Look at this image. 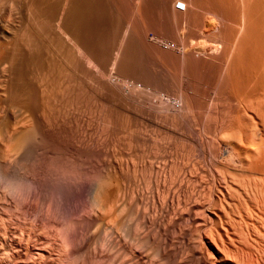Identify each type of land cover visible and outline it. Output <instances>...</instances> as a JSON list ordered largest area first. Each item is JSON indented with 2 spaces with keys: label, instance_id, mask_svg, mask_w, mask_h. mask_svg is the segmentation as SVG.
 I'll return each mask as SVG.
<instances>
[{
  "label": "bare ground",
  "instance_id": "1",
  "mask_svg": "<svg viewBox=\"0 0 264 264\" xmlns=\"http://www.w3.org/2000/svg\"><path fill=\"white\" fill-rule=\"evenodd\" d=\"M11 1L13 2V0H11ZM27 1L28 2H26V3L28 5V8H29V10H31V13H33V17H34L33 23H32L33 25L23 26V27L19 26L18 27V25H19L18 24V25H16L17 27L7 26L5 28L0 26V162L2 163L1 158L5 159L6 161L9 159V161H7V162L8 163L11 162V164H9V165H5L7 163V162H5L4 166H2L3 164H0V187H2L3 190L6 189V192L4 191L5 192L4 194H3L2 190L0 189L2 192V195L0 196L1 197L0 203L3 201V204L2 203L0 204V210H1V212H2V209L4 211H6V213H4V212H2V214L0 213V264H114V263H116V264H264V27H263L264 24H262L263 26L261 25V23H264V21H262L264 19H263V17L262 18L258 17L259 16L258 11H259L260 15H261V13H263L261 16H264V12H263L264 8H261L263 5L261 6V4H259L260 1L263 4L264 0H259L257 2H254V4H249L250 0L248 2H247V0L245 2H243L244 0L243 1L239 0L240 2H238L237 0H192V1L183 0V2L186 3L187 10L191 6V2H192L193 4H195L196 7H198L200 9L198 11L202 12L201 14L197 13L196 15L193 16V19H192L193 23L200 25L201 19H202L201 17L203 14H205L211 18V20H212L211 22H213V24L216 21L215 22L216 24L218 22L219 24H221L223 26L221 29H218L219 27L213 28L212 30H214V31L211 33L209 32V30H207L210 33L207 35L209 37H211L212 39H215L216 42L218 41V44H222L224 46L225 55L227 54L226 52H228L229 55L231 54L230 55L231 56L230 62L227 61L230 58L226 57L227 60L225 61V65H223V62L222 63L219 62V63H221L220 64L221 67L216 68V70L218 72L222 70L221 72L226 75V79L223 80L220 96L217 97L215 102L210 100V103H209L210 106L209 107L217 106L218 104H221L223 102V100L225 101L227 99L225 102L228 103V105L230 104V102L232 103V105L235 104V102H236V105H237V106L236 105L233 106L236 109H238L237 112L236 111L234 112L235 117L234 118L232 117L234 120L233 122L235 124L241 123V119H243V117H244L243 114H246V113H250V115H251V116H247V117H250L253 120L256 119L253 122L257 121V122L261 123V124H259V125H261V132L259 130L261 137L258 138L260 140V143H261L260 145L255 147L254 144H256L257 142L253 143V145L252 144L250 145V142L253 140V139H251V141L249 142V145H247V146L244 144L245 141L242 142L243 144L241 142H240L241 143L240 144V143H238V141H236V143H238L240 145H237V144L235 145L233 143L234 146H231L232 152H230V153H232V155L229 156V159L231 161H233L234 164L235 163L238 164V165L236 164V167L239 166V168L241 167L242 169L246 170L249 173V175H248L249 178H247V179H249V181L247 183L248 185L246 186V185H243L241 183L238 185V187L234 188L231 185V183L228 181L229 177L227 180V177L225 178L222 175L223 179H221V181H223V185L221 184V187L219 186L220 188H218V190H217L218 196H216V198L210 199L207 207L203 206V208H204L203 214L204 215H203V218L201 220V223H199L197 221L198 222L196 224V225H198L197 227L202 226V228L200 229L202 232L201 235L198 234L199 230L196 232V236L198 235L197 238H195L194 235L191 234L192 230H189V229H191V226H189L190 228L187 226V228H189L188 230L190 231V234L193 236V237L189 236V238L187 237L189 234L188 233L189 231L186 232V233H188L187 236L185 235L186 233L183 234V236L185 235L187 238H185V236L184 237L179 236L180 238H176V237H178L177 235H180L183 232H181V233L179 232L180 233L179 234L176 231L178 234L175 235L176 234L175 230H173L174 232H172V230H171V227L174 226L173 224L176 225V223H174L175 221L179 222V223H177L179 226L182 223L181 222V220H182L181 219L182 218L181 213L182 212H180V214H177V215H179V216H177V217H179L178 220L181 219L180 221L173 220V218L174 219L177 218L174 216V212H176L174 210L176 209L177 213H178V211H179L178 208H180V206H181L180 205V206H178V208H176L177 205H175V203L178 202L177 204H180L179 203L180 200L173 202V199L171 198L173 196L175 197L176 195H177V197H175L176 199L181 198V197L179 198V196H178V195H180L179 194V187L181 185H183V184H180L181 181L179 182V185L177 183L174 185L175 187L178 185V187H176V189H175L176 193H173V196L171 195L172 190L169 189L170 187L168 188L171 192L170 193L168 190V192L171 195V197L168 196V197H170L169 200H171L172 204L175 205V207L173 206L175 209L172 206H168L169 209L170 208L173 209V215H172L173 218H170L171 220H169V222L170 221L173 222V223L170 222L173 226L171 225V227H170L169 223L167 222V224H166V222H164V220H163L164 216L167 213L168 214L171 213V212H169L170 210L165 209L166 208L165 205L167 204L166 202H168V201L165 202V200H167L168 198L162 199L165 202V204L163 207H161V205H163L164 202H162L161 199H159L157 197L158 200H160L162 202V204H161V202H159L157 200V202L160 203L159 205L161 208L156 203L157 210H158V207L160 209H162V211L159 209V211L161 212L158 214L160 216V219H158L159 218L158 215H156L157 219H155L156 217L152 216V214H149L151 216V218L153 217L152 219L149 218V215H146L147 213L150 212V209H152V208H153L152 210L155 211V214H157L156 213L157 210H155L156 208L153 205V204H155V202H154L155 198L153 197L154 198V200L152 199L153 204H151V206L153 205L152 208H150V206L148 207L147 206L148 204L144 205L145 207L149 208V212H147V209L143 208L145 211L144 210H143V212H142V210H140V211L142 212V214L143 213H146V214L145 215L143 214V216L141 217L142 219L140 221L138 220L139 222L136 220V219L140 218V216H139L140 212L135 209V208H137L136 206H138V205H136L137 201L135 199L138 197H136L137 195L135 194L136 191H135L134 186L132 188V186H130V185H132L131 183H130V185L126 184L128 182V177L130 176L129 173L130 172H134V174L139 173V175L140 176L142 175V177H143V175H146L145 177H147V178H145V177L142 178L139 176V179L145 178L147 180V183H146V181L143 182L144 186H140V187H144V190L146 187L147 192L149 189L145 184H147L149 186V184L151 185L153 183V180H154V179L152 180L150 178H154V175H155L156 178H155L154 182H157L158 185H156V186L154 185V186L160 187L161 185H159V184L162 181H164L166 179L165 176H167V175H165L166 174L165 171H167L165 169H167V165H169L168 161L170 159L169 160H167L168 158L162 159L161 156H160L161 157V159H160L158 157V155L157 156L153 155V158L150 157L154 153H152L150 156H148L150 153L147 155V150L150 148L149 144L151 142L148 144L146 142L147 140L146 141H143V140L138 141L137 139H136L137 141H134L133 139H132L133 140L132 141L130 138H128V136H129L128 134H130V130H125V126H122V128L124 127V129H119L118 127L109 126L110 124L109 125L105 124V125H102V127L100 126L101 128H99L97 131V133H100V135H102V136L104 135V138L102 137V140L99 139L96 143H94L93 145L91 144V146H89V145H87L88 143L87 144L85 143L86 140H84V138H85V136L86 137H90V136L86 135V133H88V131L86 132L87 128L86 129L83 128L82 127L83 125L77 126V128L75 127V130H74L75 131L74 132L75 133V136H74L75 139L74 140L71 139L72 142H70L67 140L68 138L71 137L70 133H68V130L71 133L73 131H70L69 126L68 127L66 126L67 129H65L66 128L65 126H64V128H62V126H57V125H55V123L52 124L53 120L56 117L62 116L64 119V117L66 118V116L68 115L69 109L71 108V103H72L71 97H72L73 85L76 83L75 88H77V90H79V92H80L83 88V83L86 82L85 77L87 76L86 74L89 70L94 71L96 73L95 76L100 74L99 69H98L99 67H97L98 63H96L94 61L95 59H92L88 49H89L90 38H91L90 35L103 34V32L102 31H100V32L89 31L88 32V30H92V29L97 28V27H94V28L92 27V29H90V27L88 25H87L88 27H85L84 25L82 26V20H84L83 19L84 17L82 18V16H83L82 13L86 12L85 11L86 8L83 9V5H85V3H84L85 0H66L65 1L66 3L64 4V6H65L64 9L67 11L68 20L65 17L67 21L64 24V27H63L64 29H52L53 26H51L49 28L47 26L48 24L46 25L48 27L47 28L44 25L45 20L40 21L41 19H43V16H44V15L42 16L40 14V12L42 10V6L45 5L47 0H27ZM160 1L162 2V0H160ZM177 1H179V0H177ZM2 2H3V0H2ZM9 2H7V3H9ZM18 2H19V0H18ZM150 2L152 3L151 0H150ZM161 2L157 1L158 6H160L162 4ZM0 3H1V0H0ZM91 3H94V1ZM135 3H136V7L133 4H132V6H133V8L134 7L136 8L135 10L137 11V13L135 10L134 11L136 14H138L139 17L137 15H136L137 16L136 17L135 13H133L131 16V17H133V19L131 17L130 18L133 21H135L134 16H135V19L136 18L140 19L139 21L141 22V24L143 26L142 30H140V31L137 30V27H138L137 22H133L130 18L123 17L125 19L123 23L127 26H125V25L123 26L122 24H121L122 26L121 25L119 26L117 24L119 27V28L117 27V30H118L117 32L119 34L123 33V35L124 34L125 35L126 34L132 35V34H137L139 32L145 34L147 26H150L151 23H150V20H148V13H147L148 8H149L148 5L150 4L149 0H135ZM159 3H161V4L159 5ZM170 3H171V0H165V1H163V5H161L163 7L160 6L159 8H162V9L164 8V10H170L171 9L169 6ZM255 3L259 7L256 6ZM1 4H4V3H1ZM11 5H12V3H11ZM11 5L9 3V7ZM53 5H55V4H53ZM249 5L251 7H253V6H255V7L251 8ZM88 6H89V4H88ZM5 7H8V5ZM256 7H257V10L259 8H260V10H258V11L256 10L257 11L256 14L252 13V10L255 9ZM20 8H22V7H20ZM55 8L56 7L51 6L49 10L53 11V10H55ZM23 9H25V8L23 7ZM122 9L124 10V8H122ZM195 9H197V8H195ZM49 10H47V11H49ZM107 10H108V8H107ZM250 10H251V12H250ZM47 11H46V13H47ZM50 11H49V13H50ZM254 11L255 10H253V12ZM10 12H13V10ZM18 12H19V10H18ZM27 12H29V11H27ZM132 12H133V9H132ZM14 13H16V12H14ZM103 13H104V11H103ZM150 14H152V13L150 12ZM27 15H31V14H27ZM84 15H86V14H84ZM184 15L186 16V14H184ZM8 16H9V14H8ZM11 16H14V15H11ZM11 16H9V18H11ZM20 16H21V14H20ZM178 16L176 14V17H178ZM50 17H51V15H50ZM50 17H48V18H50ZM209 17H208V19H209ZM17 18H19V17H17ZM24 18H26V17H24ZM123 18H121V19H123ZM256 18L259 20H257ZM69 19H72V20H69ZM89 19H90V17H89ZM121 19H119V20H121ZM184 19H183V21H185ZM208 19H206V20H208ZM4 20H7V19L4 18ZM48 20H49V23H51L50 22L51 20L50 19H48ZM119 20H117V21H119ZM206 20H204V21H206ZM29 21H30V19H29ZM121 21H123V20H121ZM177 21H176V23H177ZM208 21H210V20H208ZM253 21H254V24H253ZM255 21H257V22L255 23ZM8 23H11V22H8ZM89 23H90V21L88 22V24ZM204 23H206V22H204ZM255 24H256V26H255ZM7 25H9V24H7ZM22 25H23V23H22ZM53 25H55V22ZM183 25L186 27L185 22ZM208 25H210V24H208ZM184 26L183 27L181 26V27L185 29ZM217 26L218 25H216V27ZM251 27H253V29ZM255 27H257L258 29ZM85 28H88V29H85ZM261 28L263 30H261ZM98 29H94V30L98 31ZM115 29H114V27L111 28L109 33L115 34V32H116ZM196 29H198V28H196ZM254 29H257V30H254ZM99 30H105V27L102 26V28H100ZM106 30H108V29L106 28ZM160 30H161V27H160ZM179 31H180V29H179ZM204 31H203V33H204ZM251 31H252V33H251ZM255 31L257 32L255 34H259L258 37H257V35L255 36V34H254ZM175 33H178L177 30ZM165 34H166V32H165ZM137 36H138V34H137ZM253 36L256 37V39H255L256 41L253 39L254 38ZM95 37H97V36H95ZM130 39H131V37H130ZM153 39H155V38H153ZM190 39L192 40V37H190ZM196 39H198V38H196ZM205 39H207V38H205ZM205 39L203 41V46H202V44L197 43L198 44L197 48H194V44H193L194 42L192 41L193 43H191L189 41V44L190 43L193 44L191 47H186V45H185L182 48L181 47L178 48L179 56L176 59L179 62H181L182 64L187 62L193 67L198 66V65H202L203 62H201V64H199L201 61L200 57L206 56L204 48H206L208 45L210 46V44H208V42L206 43ZM250 39H251V41H250ZM193 40H194V38H193ZM201 40H200V43H201ZM126 41H127V39H126ZM138 41L140 42V40H138ZM204 42L206 44L205 47H204V45H205ZM210 42H213V41H210ZM213 44L215 46V43H213ZM218 44H216V46ZM253 44H256V45H253ZM95 45H96V43H95ZM131 45H133V44L131 43ZM211 45H212V43H211ZM248 45L250 48H248ZM252 45L256 46V48L253 47ZM102 46L103 45L95 46L94 49H97V51L99 52L97 54L98 55L102 54V57H103V53L101 51L104 48ZM155 46L157 47V45H155ZM198 46H200V47H198ZM216 46H215V48H211V50L209 52L210 54L211 53H217V54L219 53L218 47L216 48ZM119 47L120 48L115 47V48H118V50H120L119 52L117 51L119 54L116 53L117 54V55L115 54L116 56L120 55V52H121V49L123 46H119ZM127 47H128V45H127ZM251 47L253 48V51L248 50V49H252ZM140 48H142V46ZM220 49H219V51H220ZM255 49H257V50H255ZM90 51H92V50H90ZM125 51H126V49H125ZM246 51H247V53H248V51H249V53L252 51L251 54H253V55L257 54L256 57L254 58V62L252 61L254 56L249 54L250 57L252 56V58H249ZM254 51H256V52L254 53ZM222 53H223V51H222ZM104 55H106V54L104 53ZM136 55H138V54H136ZM146 57H148V56L146 55ZM246 57L249 58L251 61L249 59L246 60L245 59ZM208 58H210V57H208ZM115 60H116V57L112 62V64H114V67L116 64ZM138 60H139V58H138ZM248 60L250 63L248 65H246L245 62ZM216 63H218V62H216ZM130 65H131V63H129L128 66H130ZM249 65H251V66L249 67ZM135 66H136V63H135ZM106 67H108V66H106ZM147 67H149V66L147 65ZM155 67H156V65H155ZM204 67H205V64H204ZM136 68H138V67H136ZM113 69L114 68H111L110 71L113 72ZM119 69H120V67H119ZM164 69H166V68H164ZM124 70H125V68H124ZM138 70H139V72H141L140 69H138ZM193 70H194L193 73L197 72V68L193 69ZM135 72L133 70V73H135ZM173 73H175V72H173ZM113 74H115V73H113ZM140 74H142V73H140ZM117 76H119V75H117ZM125 76H127V75H125ZM135 76H137L136 73H135ZM138 76H140V75H138ZM108 77H109L110 82L119 84L122 87L126 88L127 90H130V89L131 90H141V87L143 86L139 82H137V83L135 82L137 79H139V77L136 80L134 79L135 81L129 80L130 77H128V79L123 78V77L122 78L114 77L112 75H108ZM143 77H145V76L143 75ZM178 77H179V75H178ZM180 77H181V75H180ZM101 79H102V77H101ZM130 79H133V78H130ZM162 79H163V76H162ZM142 80H144V79H142ZM103 81H105V80H103ZM167 81H169V80H167ZM220 81H221V78H220ZM146 83H147V81H146ZM162 83H163V80H162ZM172 83H174V82H172ZM183 83H181V85ZM108 84L111 85V83H109V82H108ZM170 84H171V82H170ZM103 85H104V83H103ZM185 85H183V86H185ZM172 86H173V84H172ZM183 86H180V87L183 88ZM180 87L179 88L177 87V88L180 89ZM208 88H210V87H208ZM217 88H218V85H217ZM217 88L215 90H217ZM107 89H108V87H107ZM172 89H173V87H172ZM172 89L170 87V90H172ZM111 90H112V87H111ZM122 90H124V89L122 88ZM154 90H156V89H154ZM181 91H183V90H181ZM124 93H125V91H124ZM227 93L229 95H227ZM133 94H135V93H133ZM178 95H179L178 100L175 99V102L173 103V106L175 109L173 111L175 113L177 111L178 112L182 111L184 114V112H185V111H183L184 106H185L184 110L192 111V112L194 110L193 104H195V108H197V102L199 100L197 101L195 94L193 92L189 95L188 94H185V95L178 94ZM74 96H76V95H74ZM121 96H123V95H121ZM132 96H136V95H132ZM143 96H145V95H143ZM172 96H174V95H172ZM210 96H211V94H210ZM226 96H228V97L226 99H224ZM231 96L234 99H232ZM159 97H160V95H159ZM126 98L128 100V97H126ZM203 98H205V97H203ZM208 98H209V96H208ZM228 98H229V100H228ZM150 99L151 98H149V100ZM157 99L160 101V100L164 99V97L162 99H161V97L160 98L157 97ZM211 99L213 100V98H211ZM231 99L235 102L233 103V101H231ZM77 100H78V98H77ZM134 100H133V102H138V101H134ZM153 102H154V98H153ZM224 103H222L221 105L224 106ZM226 103H225V105H226L225 107L228 106ZM72 105L74 106V104H72ZM158 105L154 104V106H157V107H158ZM159 106H161V105H159ZM163 106H164V104H163ZM228 107H229V109L227 108V110H230L231 108L233 109L232 106L231 107L228 106ZM152 109H153V107H152ZM158 109H160V107H158L156 110H158ZM162 110L158 113L163 112ZM167 110L169 111V108ZM98 111H100V109ZM132 111H134V110H132ZM164 111H166V110H164ZM178 112H177V115H178L177 117H179ZM182 112L180 115H182ZM208 112L209 111H207V113ZM168 113H170V112H168ZM200 113H201V110H200ZM104 114H105V111H104ZM166 114H167V112L164 113V115H166ZM171 114L173 115V112H171ZM72 115H73V113H72ZM151 115H154V114H151ZM161 115L164 117L163 114H161ZM174 115L176 116V114H174ZM126 117H128V116H126ZM131 117H133V115ZM166 117H168V116H166ZM186 117H187V115H186ZM193 117H195V116H193ZM111 118H112V116H111ZM146 118H147V116H146ZM154 118L155 117H153V119ZM127 119H129V118H127ZM135 119H136V117H135ZM164 119H166V118H164ZM174 119H175L174 123H176V127H178L177 123L179 121H177L178 119H176V118H174ZM151 120H152V118H151ZM191 120H193V119L191 118ZM160 121H161V119L159 118L158 122H160ZM164 121H161V122H163V123L167 122V120H166V122H164ZM227 121H228V119H227ZM250 121H252V120H250ZM103 122L104 121H102V123ZM142 122L143 121H141V123ZM169 122L167 123L168 125H169ZM220 122H222V120H220ZM118 123H119V121H118ZM193 124H195V123L193 122ZM254 124L255 123H253L252 127L254 126ZM59 125H61V124H59ZM221 125H224V124L222 123ZM153 126H155V125H153ZM153 126H152V128H154ZM189 126H191V125H189ZM235 126L236 125L232 124L231 128H236ZM145 127H147V126H145ZM169 127H172L171 124ZM176 127L174 129H178ZM255 127L256 126H254V128ZM127 128H128V126H127ZM137 128L135 129V131H133L131 129L132 132H137V131L139 132V130ZM258 128H259V126H258ZM236 129H238V128H236ZM236 129H235V131H236ZM253 129L251 128L250 130L253 131ZM256 129H257V127H256ZM257 130H256V133L258 132ZM173 131L174 130H172V132ZM235 131H234L233 135L238 133V132L235 133ZM141 132H143V131H141ZM167 132H169V131H167ZM145 133H144V135H145ZM154 133H155V131H154ZM221 133H222V131H221ZM232 133L233 132L231 131V134ZM121 134H124V135L126 134L125 136H127V139L123 138L124 140L123 139L121 140V139H119V137H117L118 139L116 138V136H121ZM156 134H158V133L156 132ZM37 135L39 136V138L41 137L42 140L44 141V143L42 142L44 145L42 147H40L41 148V152H40L41 158L43 160L42 163L44 165L40 167V169H42V170H38V172L42 171L40 173L41 175H39L40 177L37 178L38 175L35 173L37 175V177L34 178V177L30 176L31 170L29 172L30 174L27 172V171H29V169H28L29 166L27 167V169H28L26 171L27 173L24 174V171H25L24 169L26 166L24 167V169H23V167H20L23 169V171L19 172L20 169L19 170H17V169L19 168L20 165L23 166L24 164L23 165L22 164L14 165L13 163H17L18 161H20L19 158H25V160H26L27 159L26 157H29L30 153H28V151H29L28 146L32 143L31 141L34 140V138L38 137ZM105 135H114L116 139L113 137L114 139L111 140V138H112L111 136H110L111 137L110 139H107V137ZM124 135H122V136H124ZM223 135H225V134H223ZM146 136H149V133ZM154 136H157V135H154ZM172 136L173 135H171L170 137H172ZM221 136L222 135L220 134V137H218V138L224 137V136H222V137ZM226 136H228V135H226ZM226 136H225V138H226ZM252 136H253V134H252ZM259 136L254 134V137H259ZM72 137H73V135H72ZM97 137L99 138V135ZM238 137L239 136H237V138ZM144 138H145V136H144ZM225 138L223 140H226ZM229 138L230 137H228L227 139H229ZM245 138H247V137H245ZM245 138L242 137L243 140ZM161 139H162V137L160 138V140ZM212 139H214V138H212ZM230 139H232V138H230ZM242 139H241V141H243ZM152 140H154V138ZM173 140L174 139H172V141ZM259 140H257V141H259ZM156 141H158V139H156L155 142ZM216 141H218V140H216ZM38 142H39V140H38ZM162 142H166V141H162ZM178 142H180V141H178ZM178 142H176V143H178ZM212 143H217V142H212ZM223 143H225V141ZM155 144H157V143H155ZM165 144H167V142ZM257 144H259V143H257ZM152 145H153V143H152ZM221 145H222V143H221ZM227 145L229 146L230 144H227ZM252 146H254V147H252ZM154 147H156V146H154ZM154 147H152V148H154ZM223 147H221V149H223ZM248 147H249V149H248ZM166 148H164L163 150H165ZM176 148H178V147H176ZM226 148H227V146H226ZM251 148H253V149H251ZM201 149H203V148H201ZM89 150H92L93 152L95 151L98 154L97 155L98 157H96L95 160L92 158L93 160H91V161H93V162H91V164H90L92 167V171L89 170L90 173H87L88 176H86V178H82V176H85V175L75 176L77 174H74L72 176V175H70L71 173L67 175L68 172H66V175L64 174L65 172L61 173V175H59L60 173H58V175H57L56 174L57 169H56V173L54 171H51V172L55 173V174L52 173L53 175H51L49 173V171L47 170V168H49L48 167L49 165L48 166L46 165V161L49 159V157L55 158L57 156L56 157V158H58L57 161L61 160L62 158L66 159L68 161L70 159L82 160V158H84L86 155H89V153L87 154V152ZM141 150H143V151H141ZM199 150H200V148H198V152H199ZM31 151L32 150H30V152ZM221 151L220 152L218 151L219 154L222 153L224 150L222 152ZM151 152H153V151H151ZM158 152H160V151H158ZM26 153H28V156H26L27 155ZM161 153H163V152H161ZM164 153H165V151H164ZM227 153H229V152H227ZM194 154H196V153H194ZM199 154H197L198 157H199ZM36 155H37V153H36ZM53 155H55V156H53ZM166 155H168V154H166ZM180 155L182 156V154H180ZM58 156L61 159H59ZM155 157H158V158H155ZM165 157H168V156H165ZM165 157H163V158H165ZM200 157H202V156H200ZM222 157H224V156L222 155ZM15 158L18 161H16ZM88 158L86 157L87 160H88ZM183 158H185V157H183ZM192 158H195V156ZM212 158H213V155H212ZM212 158H211V160H213ZM86 159H84V160H86ZM215 159H216V157H215ZM222 159L223 158H221V160ZM229 159H227V160H229ZM23 160H22V162H23ZM77 160H75V161H77ZM161 160H162V162H161ZM175 160H176V162L172 161L173 162L172 165L174 164L175 173L176 172H177V174L179 173V176L176 174L178 176V177L176 176L177 177L176 179L174 176H172V177H173V179L176 180V182H178L180 180L179 177H180V171L182 169V166L180 169V165H179L180 161H177L178 160L177 158ZM221 160L220 161L217 160L218 161L217 163H219V164L222 163ZM50 161L52 163V160H50ZM70 161H69V163H70V167H71L72 165H74L73 164L74 162H72V165H71ZM63 162H61V165ZM65 162H67V161H65ZM78 162L80 163V161H78ZM208 162H209V160H208ZM191 163H192V161H191ZM198 163L200 164V162H198ZM212 163H214V161ZM223 163H225V161ZM170 164H171V162H170ZM188 164L189 163H187V165ZM194 164H195V162H194ZM234 164H232V165H234ZM61 165L59 167L63 168ZM75 165H77V164H75ZM30 166H31V164H30ZM63 166L65 168L68 167L70 169L69 165H67V164L63 165ZM228 166H229V164H228ZM78 167L79 166H77V168ZM202 167H201V170H202ZM31 168H32V166H31ZM65 168H64V170H65ZM86 168H88V167H86ZM189 168H191V167H189ZM194 168H195V165L193 167V170H194ZM170 169H171V167L169 168V170ZM208 169H210V168L208 167ZM229 169H231V168H229ZM182 170H184V169H182ZM188 170H190V169H188ZM236 170H238V169L236 168ZM222 171L223 170H221V172H220L218 169V172L222 173ZM228 171H231V170H228ZM238 171H240V170H238ZM33 172H35V171H33ZM70 172H72V170ZM185 172H186V170H185ZM218 172L216 171L215 173H218ZM232 172H234V171H232ZM247 172H245V173H247ZM75 173H77V172H75ZM78 173H81V171ZM171 173H169V175ZM212 173H214V172H212ZM62 174H63V176H62ZM136 176H135V178H136ZM202 176L204 177V175H202ZM218 176H220V174ZM246 176H247V174H246ZM148 177L150 179L149 181H148ZM236 177L237 176H235V178ZM213 178H215V177L213 176ZM238 178H237V180H238ZM142 179L140 180V182L142 181ZM177 179H179V180L177 181ZM202 179H204V178H202ZM151 180H152V183H148ZM170 181H171V185H173L175 183L174 180H170ZM172 181L174 183H172ZM230 181L232 182V180H230ZM240 181H243V180H240ZM133 183L135 184V182H133ZM164 183H166V182L164 181ZM164 183L162 182L163 185H164ZM189 184H191V183H189ZM194 184H192V185H194ZM217 184H219V183H217ZM138 185H140L139 182H138ZM152 185L150 187H153ZM163 185L161 187H163ZM126 186H130L132 188L131 189L129 187V190L131 192L129 190L128 191L126 190L128 188ZM164 187H166V185ZM172 187L173 186H171V189L174 188V187L173 188ZM198 187H200V186H198ZM136 189L138 192V188H136ZM151 189L152 188H150V190ZM157 189H159V188H157ZM195 189H196V187H195ZM260 189H261V192H260L261 193L260 194L261 202L258 203V200H257V203H258L257 204L256 201L254 200L256 205L253 204L254 202L251 204V202L249 200L250 196L252 197V195H255V194H253V192L258 191ZM166 190L164 192H166ZM177 190H178V193H177ZM141 191L143 192V190H141ZM141 191H140V193H141ZM157 191H156V193H157ZM159 191H161V193H162L163 189H160ZM159 191L157 193L158 194L157 196L160 195ZM190 191L192 192V190H190ZM164 192H163V194H164ZM126 193H130V196H128L129 194L127 195ZM152 193H153V191H152ZM169 193H167L166 196ZM180 193H181V191H180ZM133 194L136 195V196L134 195L136 198L133 196ZM138 194H139V192H138ZM143 194L141 196H144V199H145L146 193L143 192ZM210 194H211V192H210ZM212 194H214V193L212 192ZM126 195L128 196V198L132 197L131 198L132 200H130V198L129 199L126 198L127 197ZM209 195H208V198H209ZM141 196H139L140 197L139 200L141 199V201H142L143 197L141 198ZM84 197L86 198L85 199L86 202H85V200L84 201L82 200V202L81 201L79 202L78 198L84 199ZM198 197H196V198H198ZM201 197L203 198V196H201ZM211 197H213V196H211ZM133 198H135V199H133ZM164 198H165V196H164ZM175 198H174V200H175ZM188 198H189V195H188ZM75 199H78V201ZM258 199H259V197H258ZM134 200L136 201V203L134 202ZM188 200H186V201H188ZM194 200L196 201L197 199H194ZM149 201H151V200H149ZM171 201H169V202H171ZM190 201L188 203H190ZM169 202H168V204H169ZM180 202H182V201H180ZM133 203H135L136 206ZM195 203H194V205H195ZM203 205H204V203H203ZM168 207H167V209H168ZM163 208H164V210H163ZM181 208H183V207H181ZM187 208H189V207H187ZM137 209L139 210L140 207ZM152 210H151V212H152ZM135 212L136 213L139 212L137 214L138 216L136 214H134ZM200 212H202V211H200ZM164 213H165V215H164ZM186 213L188 214V212H186ZM133 214L135 216H137L138 218L135 216L133 217ZM153 215H154V212H153ZM169 216L171 217V214ZM131 217H133L134 219L136 218L135 221L132 218L133 222L137 221L135 226L139 225L145 231L144 232L142 230L141 236L138 233L141 231L140 230L141 228H139L138 226L135 228L133 226L134 223L131 221ZM167 217H168V215H167ZM194 219H195V217H194ZM165 220H166V216H165ZM166 221H168V219ZM192 223H194V222H192ZM130 224L135 229L133 227L131 228ZM199 224H201V225L199 226ZM167 226H169L168 229H167ZM176 227H175V229H176ZM183 227H185V226L183 225ZM97 228H98V232H100L99 229H102V232H103V230H105V232L103 233V237H104V235L107 234V231H108V233H110L112 231L111 233L114 234L115 228H116V230L122 229L123 231L122 232L117 231L118 232L117 234H119L121 232L122 234H124L125 237L127 236L126 232L131 233V234H133V233H135V234L138 233V234L137 235L134 234L136 237L135 236L131 237L133 235H131V236L128 235L131 238H129V237L125 238L121 234H120L121 236H119L115 233L114 235H116V236H114L113 234L110 233L111 236L109 235L108 236L109 238H107V239H105L106 237H104V240H103V237L100 235H97V237L99 236V238H96L93 236V235L98 233V232H96ZM129 228L132 230L133 229L136 230V232L134 230L130 232ZM187 228H185V229L183 228V231L184 230L186 231ZM92 229H95L96 233ZM128 229H129V231H128ZM180 229H182L181 226L179 227L178 231H180ZM90 230H91V232H90ZM146 231H147V233H146ZM167 231H170L172 234L168 235ZM92 232H93V235H92ZM102 232H100V234ZM123 232H125V233H123ZM142 233H143V235H142ZM144 233H146V234H144ZM173 233H174L175 237L173 236ZM88 234L89 235L91 234V236H93V237H90ZM100 237L103 240L102 241L103 245L102 244L101 245L103 246V249L104 248H106V249H104V251H102V247L100 245L99 247L101 248V250H99V252H97L98 250L92 251L91 248L93 245H94L93 247H96V245L97 246L99 245L98 243L101 241ZM128 238L131 240H129ZM249 240L252 243L249 242ZM92 242H94V244L92 246H90V244H92ZM99 247H98V249H99ZM88 248L92 252H90L88 250ZM96 249L97 248H95L94 250H96ZM100 251H102V252H100Z\"/></svg>",
  "mask_w": 264,
  "mask_h": 264
},
{
  "label": "rangeland",
  "instance_id": "2",
  "mask_svg": "<svg viewBox=\"0 0 264 264\" xmlns=\"http://www.w3.org/2000/svg\"><path fill=\"white\" fill-rule=\"evenodd\" d=\"M10 1V2H9ZM21 1V2H20ZM25 3H24V2ZM53 1V2H52ZM66 0H47V2L45 3V5L44 6H42V10H41V12H40V14L43 16V19H41L40 21H44L45 20V23H44V25H45V27H51V26H53L52 27V29H64L63 27H64V24H65V22L68 20V18H67V11L64 9V4L66 3L65 2ZM134 1V2H133ZM132 1V4L133 5H135V7H136V3H135V0H133ZM157 1L158 2H161L160 0H156V1H153L152 0V3L150 2V0H149V8H148V20H150V26H147V28H146V31H145V34L144 33H137L138 34V36H137V34H124L123 35V33H121V34H119L117 31V27H118V25L120 26L121 24L124 26L125 24L123 23L124 22V18L123 19H121V20H123V21H121L122 23H120V24H118L116 27H114V29H115V34H112V33H107V32H103V34H93V35H90L91 36V38H90V44H89V49H88V51H89V53H90V55H91V57H92V59H95L94 61L96 62V63H98V65H97V67H99L98 69H99V75H96L95 76V72L94 71H92V70H89L88 72H87V76L85 77L86 79H85V81L86 82H84L83 83V88H82V90L79 92V90H77V88H75V86H76V83L73 85V91H72V103H71V108L69 109V113H68V115L66 116V118L64 117V119H63V117L61 116V117H56L54 120H53V122H52V124H54L55 123V125H57V126H62V128H64V126L66 127H68L69 126V129H70V131H73L72 133L71 132H69V130H68V133H70V136L72 137V135H73V137L71 138H68L67 140L68 141H70V142H72V140L71 139H75L74 138V136H75V127L77 128V126H82L83 128H87V130H86V132L88 131V133H86V135L87 136H90V137H86L85 136V138H84V140H86L85 141V143L87 144V145H89V146H91V144L93 145L94 143H96L99 139L100 140H102V137L104 138V135L102 136V135H100V133H97V131H98V129L99 128H101L102 127V125H105V124H107V125H109V126H112V127H118L119 129H124V127L122 128V126H125V130H130V134H128L129 136H128V138H130L131 140L133 139L134 141H146L149 145H150V148L147 150V155L148 156H150L152 153H154V154H152L150 157H152L153 158V155L154 156H157L158 155V157L161 159V157H162V159H167V160H169L168 161V164L169 165H167V169H165V170H167V171H165L166 172V174L165 175H167V176H165L166 177V179L164 180L166 183H164V181H162L163 183H164V185L162 184V182L159 184V185H163V187H155L156 185H158L157 184V182H154V180H155V178H156V176L154 175V178H150V179H154L153 180V183H152V180L150 181V182H148V183H152L151 185L153 186V187H150L151 185L149 184V186L147 185V184H145L147 187H148V192H147V189H146V187H145V190H144V187H140V186H144L143 185V182H145L146 181V183H147V180L145 179V178H147V177H145L146 175H143V177H145L144 179H142L143 177H142V175L140 176L139 175V173H135L134 174V172H130L129 173V177H128V182L126 183L127 185L129 184L130 185V183L132 184V185H130V186H132V188H133V186H134V188H135V191H136V195L135 194H133V196L135 195L136 197H138V198H136L135 196V198H133V199H135L136 201H137V203H136V201L134 200V202L136 203V205H138V206H136L135 205V203H133L137 208H139L140 207V209L138 210L137 208H135L137 211H139L140 212V214H139V216H140V218L139 219H136L137 221L139 220H141L142 218V216H143V214L145 215L146 213H143L142 214V212H143V210L144 209H147V212H149V206H150V208H152V206L154 205V207L156 208H154L155 210H157V207H156V203L159 205L160 203L159 202H164L162 199H166V198H168L167 200H165V202L166 201H171V200H169V198L171 197V195L173 196V193H176L175 191V189H176V187H178V185H179V182L181 181V183L180 184H183V185H181L180 187H179V194L180 195H178L179 196V198L180 199H176L175 197H177V195L174 197H171L172 199H173V202H175V201H182V202H180L179 201V203L180 204H177V203H175V205H177L176 206V208H178V206H180V208H178V213H177V210L174 208L175 207V205L174 204H172V201L171 202H169V204H168V202H166L167 204L165 205L166 206V210H170L169 212H171V213H167L166 215H165V213H164V215L166 216V220L168 219V221H166L165 220V216H164V218H163V220H164V222H166V224H167V222L169 223V226L171 227V223H173L172 221H170L169 222V220H171L170 218H173V209L172 208H170L169 209V207L168 206H174L173 208L175 209L174 211H176V212H174V216L175 217H177V216H179V215H177V214H180V212H182L181 214V219H179L178 220V218L179 217H177L176 219H174L173 218V220H177V221H180L181 220V228L182 229H180V231H178L179 230V225L177 224V223H179V222H174V223H176V225L175 224H173L175 227H176V229H175V227L173 228V227H171V230H172V232H174L173 230H175V235H177L179 232L181 233V232H183L182 234H180V235H177L178 237H176V238H180L179 236H183V234H185L186 232H188L189 230H192L191 232V234L192 235H194V237L195 238H197V236H196V232L199 230V232H198V234L199 235H201V228H202V226H200L201 224H199V226L200 227H197L198 225H196L198 222L199 223H201V220H202V218H203V206L205 207H207V205H208V202H209V200L210 199H212V198H216V196H218V192H217V190H218V188H220L221 187V184L223 185V181H221V179H223V177H227V180H228V177H229V182L231 183V185L234 187V188H236V187H238V185L239 184H243V185H248L247 183H248V181H249V179H247V178H249L248 177V175H249V173L246 171V170H244V169H242L241 167L239 168V166H237L236 167V164L237 163H235L234 164V162L233 161H231L230 159H229V156H231L232 155V153H230V152H232V147L231 146H234V144L236 145H240L242 142H244V144L247 146V145H249V142L251 141V139H253L251 142H250V145L252 144L253 145V143H255V142H257V143H259V144H254V146L255 147H257L258 145H260L261 143H260V140L258 139V138H260L261 137V134L259 133V130H260V132H261V125H259V124H261L260 122H253L254 120H256V119H251L250 117H247V116H251L250 115V113H246V114H243V119H241V123H234L233 121V118L235 117V111L237 112L238 111V109H236L235 107H233L234 105H236V102L235 101H233L232 99H234L232 96V99H231V101H233V103L235 102V104H233L232 105V103L230 102V104L228 105V103H226L225 101L227 100L226 98L228 97V96H226L224 99H226L225 101L223 100V102L222 103H226L228 106H232L233 107V109L231 108L230 110H227V108L229 109V107L227 106V107H225L226 105H225V103H224V106L223 105H221V104H218L217 106H212V107H209L210 105H209V103H210V100L211 101H216V99H217V97L218 96H220V93H221V88H222V83H223V80L224 79H226V75L224 74V73H222L221 71H217L216 70V68H218V67H221V63L223 62V65H225V61L227 60L226 59V57L228 58H230L231 56V54L229 55V53L228 52H226L227 54L225 55V48H224V46L222 45V44H218V41L216 42V40L215 39H212L211 37H209L207 34H210L211 32H213L214 30H212L213 28H218V29H221L223 26L221 25V24H219L218 22H217V24L214 22V24H213V22H211L212 20H211V18L208 16V15H205V14H203L202 15V19H201V23H200V25L199 24H195V23H193V21H192V19H193V16L194 15H196L197 13L198 14H201L202 12L201 11H198V10H200L198 7H196L195 6V4H193L192 2H191V6L189 7V9L187 10V11H185V13L184 12H177V10H175L174 9V4H175V2H177V0H171V3H170V10H164V8L162 9V8H159L161 5H163V1H165V0H162V4L161 3H159V5L160 6H158V3H157ZM180 1V0H179ZM181 1H183V0H181ZM189 1H192V0H189ZM238 2H240L239 0H237ZM243 1V0H242ZM246 0H244L243 2H245ZM249 0H247V2H248ZM257 1H259V0H250L249 1V4H254V2H257ZM7 2H9L10 3V5H11V3H12V7L10 6L9 7V3H7ZM15 2V3H14ZM20 2V3H19ZM19 2H18V0L16 1V0H13V2L11 1V0H3V2H2V0H1V3H4V4H1L0 3V26L1 27H3V28H5V27H7V26H15V27H17L16 25H18V27L20 26V27H23V26H31V25H33L32 23H33V13H31V10H29V8H28V5H27V3L26 2H28L27 0H19ZM23 2V3H22ZM55 2V3H54ZM252 2V3H251ZM23 5H22V4ZM48 3V4H47ZM15 4V5H14ZM20 4V5H19ZM50 4V5H49ZM53 4H55V5H53ZM153 4V5H152ZM256 4V3H255ZM259 4H261V8H264V2H263V4L261 3V1H260V3ZM7 6L8 5V7H5V6ZM25 5V6H24ZM57 5V6H56ZM63 5V6H62ZM152 5V6H151ZM51 6H54V7H56L55 8V10H53V11H50L49 9H50V7ZM250 6V5H249ZM256 6H258L257 4H256ZM18 9H17V8ZM20 7H22V8H20ZM23 7L25 8V9H23ZM132 8L133 9V12L132 13H135V9L136 8ZM161 7H163V6H161ZM251 7V6H250ZM253 7H255V6H253ZM253 7H251V8H253ZM259 7V6H258ZM20 8V9H19ZM157 8V9H156ZM195 8H197V9H195ZM3 9V10H2ZM10 9V10H9ZM44 9V10H43ZM9 10V11H8ZM13 10V12H10V11H12ZM17 10V11H16ZM18 10H19V12H18ZM47 10H49L50 11V13H49V11H47ZM61 10V11H60ZM135 10V11H134ZM164 10V11H163ZM173 10V11H172ZM253 10H257V7L255 8V9H253ZM253 10H252V13H257V11L258 10H260V8L255 12H253ZM23 11V12H22ZM27 11H29V12H27ZM46 11H47V13H46ZM59 11V12H58ZM170 11V12H169ZM176 11V12H175ZM14 12H16V13H14ZM27 12V13H26ZM58 12V13H57ZM150 12L152 13V14H150ZM173 12V13H172ZM187 12V13H186ZM250 12H251V10H250ZM264 12V11H263ZM13 13V14H12ZM24 13V14H23ZM49 13V14H48ZM136 13H137V11H136ZM135 13V16L137 15L138 16V14H136ZM179 13V14H178ZM6 16H5V15ZM8 14H9V16H11V15H14V16H11V18H9V16H8ZM18 14V15H17ZM20 14H21V16H20ZM26 14V15H25ZM27 14H31V15H27ZM46 14V15H45ZM176 14H177V16L178 17H176ZM184 14H186V16L184 15ZM263 13H261V15H262ZM17 15V16H16ZM50 15H51V17H50ZM60 15V16H59ZM161 15V16H160ZM175 17H173V16ZM258 17L260 18H262L263 17V19H264V16H261L260 14H259V11H258ZM3 16V17H2ZM16 16V17H15ZM54 16V17H53ZM58 16V17H57ZM135 16H134V20L135 21H133L132 19H133V17H129L133 22H137V30L138 31H140V30H142V28H143V26H142V24H141V22L139 21L140 19H138V18H136L135 19ZM136 16V17H137ZM183 16V17H182ZM17 17H19V18H17ZM24 17H26V18H24ZM32 17V18H31ZM45 17V18H44ZM48 17H50V18H48ZM67 18V20H66V18ZM139 17V16H138ZM189 17V18H188ZM208 17H209V19H208ZM257 17V18H258ZM3 18V19H2ZM4 18L5 19H7V20H4ZM14 18V19H13ZM119 18V17H118ZM118 18L116 19V21L118 20ZM167 18V19H166ZM185 20V21H183V19ZM187 18V19H186ZM256 18V19H257ZM18 19V20H17ZM24 19V20H23ZM29 19H30V21H29ZM48 19H50L51 21V23H49V20ZM56 19V20H55ZM60 19V20H59ZM159 19V20H158ZM161 19V20H160ZM206 19H208V20H210V21H208V20H206ZM254 19V18H253ZM255 19V20H256ZM10 20V21H9ZM14 20V21H13ZM23 20V21H22ZM27 20V21H26ZM48 20V21H47ZM69 20H72V19H69ZM178 20V21H177ZM182 20V21H181ZM204 20H206V21H204ZM257 20H259V19H257ZM4 21V22H3ZM16 21V22H15ZM19 21V22H18ZM25 21V22H24ZM29 21V22H28ZM152 21V22H151ZM176 21H177V23H176ZM180 21V22H179ZM187 21V22H186ZM262 21H264V20H262ZM8 22H11V23H8ZM21 22V23H20ZM48 22V23H47ZM54 22H55V25H53L54 24ZM57 22V23H56ZM127 22V21H126ZM179 22V23H178ZM183 22V23H182ZM184 22H185V25H186V27L183 25L184 24ZM204 22H206V23H204ZM257 21H255V23H256ZM259 22V21H258ZM4 23V24H3ZM6 23V24H5ZM16 23V24H15ZM22 23H23V25H22ZM29 23V24H28ZM31 23V24H30ZM60 23V24H59ZM155 23V24H154ZM157 23V24H156ZM7 24H9V25H7ZM21 24V25H20ZM48 24V25H47ZM50 24V25H49ZM62 24V25H61ZM175 24V25H174ZM182 24V25H181ZM205 24V25H204ZM208 24H210V25H208ZM213 24V25H212ZM253 24H254V21H253ZM262 24H264V23H261V25ZM47 25V26H46ZM121 25V26H122ZM130 25V24H129ZM178 25V26H177ZM216 25H218L217 27H216ZM125 26H127V25H125ZM166 26V27H165ZM180 26V27H179ZM184 26L185 27V29L184 28H182V27ZM205 26V27H204ZM211 26V27H210ZM255 26H256V24H255ZM263 26V25H262ZM47 27V28H48ZM56 27V28H55ZM151 27V28H150ZM160 27H161V30H160ZM204 27V28H203ZM258 27V26H257ZM257 27H255V28H257ZM264 27V26H263ZM262 27V28H263ZM106 28L107 27H105V30H106ZM113 28V27H112ZM119 28V27H118ZM176 28V29H175ZM192 28V29H191ZM196 28H198V29H196ZM252 29H253V27H251ZM261 28V30H263ZM80 29V28H79ZM85 29H88V28H85ZM94 29H98V28H94ZM107 29H110V28H107ZM126 29V28H125ZM179 29H180V31H179ZM184 29V30H183ZM205 31H204V30ZM251 29V30H252ZM258 29V28H257ZM257 29H254V30H257ZM113 30V29H112ZM176 30H177V32L178 33H175L176 32ZM198 30V31H197ZM207 30H209V32L207 31ZM212 30V31H211ZM202 33H200V32ZM203 31H204V33H203ZM165 32H166V34H165ZM168 32V33H167ZM180 32V33H179ZM114 33V32H113ZM161 33V34H160ZM200 33V34H199ZM251 33H252V31H251ZM255 33H257L256 31L254 32V34ZM147 35V36H146ZM192 35V36H191ZM203 35V36H202ZM257 35V37H258V35L259 34H255V36ZM95 36H97V37H95ZM136 36V37H135ZM156 36V37H155ZM249 36V35H248ZM255 36H253L252 38L255 40L256 39V37ZM130 37H131V39H130ZM140 37V38H139ZM146 37V38H145ZM164 37V38H163ZM190 37H192V40L190 39ZM202 37V38H201ZM123 38V39H122ZM138 38V39H137ZM153 38H155V39H153ZM193 38H194V40H193ZM196 38H198V39H196ZM205 38H207V39H205ZM98 39V40H97ZM117 39V40H116ZM125 39V40H124ZM126 39H127V41H126ZM159 39V40H158ZM190 39V40H189ZM201 40V43H200V40ZM204 39H205V41H206V43L208 42V44H210V46L208 45L206 48H204L205 49V55L206 56H203V57H200V63L199 64H201V62H203V64L202 65H198V66H195V67H193V66H191L189 63H181V62H179L176 58L179 56V50H178V48H182L183 46H185L186 45V47H191L193 44H194V48H197V43H199V44H202V46H203V41H204ZM260 39V38H259ZM93 40V41H92ZM132 40V41H131ZM137 42H136V41ZM138 40H140V42L138 41ZM147 40V41H146ZM197 40V41H196ZM253 40V41H254ZM258 40V39H257ZM160 41V42H159ZM180 41V42H179ZM189 41L191 42V43H193V44H189ZM193 41V42H192ZM210 41H213V42H210ZM250 41H251V39H250ZM252 41V42H253ZM256 41V40H255ZM100 42V43H99ZM113 42V43H112ZM129 42V43H128ZM134 42V43H133ZM196 42V43H195ZM258 42V41H257ZM256 42V43H257ZM260 42V41H259ZM95 43H96V45H95ZM98 43V44H97ZM110 43V44H109ZM131 43L133 44V45H131ZM162 43H171L172 45H171V48H168V49H166L163 45H162ZM183 43V44H182ZM211 43H212V45H211ZM213 43H215V46H216V44H218L217 46H216V48L218 47V54L217 53H209L210 52V50H211V48H215V46H214V44ZM123 44V45H122ZM139 44V45H138ZM182 44V45H181ZM196 44V45H195ZM204 44H205V42H204ZM258 44V43H257ZM101 45H103L102 47L104 48V49H102V53H103V57H102V54H100V55H98L97 53H99L98 51H97V49H94V47L95 46H101ZM127 45H128V47H127ZM155 45H157V47L155 46ZM190 45V46H189ZM221 47H220V46ZM251 45V44H250ZM253 45H256V44H253ZM252 45V46H253ZM107 46V47H106ZM118 47V48H120L119 46H123L122 47V49H121V52H120V55H118V56H116L117 54H119L118 52L120 51V50H118V48H115V47ZM125 46V47H124ZM133 46V47H132ZM138 46V47H137ZM142 46V48H140ZM196 46V47H195ZM201 46V45H200ZM200 46H198V47H200ZM206 46V44L204 45V47ZM214 46V47H213ZM91 47V48H90ZM111 47V48H110ZM114 47V48H113ZM132 47V48H131ZM159 47V48H158ZM174 47V48H173ZM209 47V48H208ZM253 47H255L256 48V46H253ZM144 48V49H143ZM173 48V49H172ZM221 48V49H220ZM223 48V49H222ZM248 48H250L249 47V45H248ZM252 48V47H251ZM125 49H126V51H125ZM129 49V50H128ZM165 49V50H164ZM219 49H220V51H219ZM90 50H92V51H90ZM107 50V51H106ZM136 50V51H135ZM141 50V51H140ZM164 52H162V51ZM177 50V51H176ZM249 51L250 50H252L253 51V48L252 49H248ZM255 50H257V49H255ZM97 51V52H96ZM118 51V52H117ZM150 51V52H149ZM156 51V52H155ZM208 51V52H207ZM222 51H223V53H222ZM249 51H248V53H247V51H246V53H247V55L249 56V54L250 55H252V56H254L253 57V59H252V61L254 62V58L256 57V55L257 54H251L252 53V51L249 53ZM129 52V53H128ZM256 51H254V53H255ZM258 52V51H257ZM104 53L106 54V55H104ZM117 53V54H116ZM128 53V54H127ZM116 54V55H115ZM136 54H138V55H136ZM143 54V55H142ZM162 54V55H161ZM178 54V55H177ZM216 54V55H215ZM97 55V56H96ZM146 55L148 56V57H146ZM168 55V56H167ZM208 55V56H207ZM210 55V56H209ZM126 56V57H125ZM130 56V57H129ZM216 56V57H215ZM252 56L250 57L249 56V58H252ZM115 57H116V64H115V67H114V64H112V62H113V60L115 59ZM118 57V58H117ZM155 57V58H154ZM173 57V58H172ZM205 57V58H204ZM208 57H210V58H208ZM213 57V58H212ZM218 57V58H217ZM225 57V58H224ZM106 58V59H105ZM114 58V59H113ZM138 58H139V60H138ZM249 58H245L246 60L247 59H249ZM97 59V60H96ZM100 59V60H99ZM104 59V60H103ZM118 59V60H117ZM154 59V60H153ZM159 59V60H158ZM166 59V60H165ZM206 59V60H205ZM218 59V60H217ZM109 60V61H108ZM131 60V61H130ZM150 60V61H149ZM250 60V59H249ZM249 60L248 61H246L245 63H246V65H248L250 62H249ZM139 61V62H138ZM178 61V62H177ZM221 62V63H216V62ZM227 61H231V58L229 59V60H227ZM251 61V60H250ZM108 62V63H107ZM119 62V63H118ZM131 63V65L130 66H128L129 65V63ZM166 62V63H165ZM215 62V63H214ZM252 62V63H253ZM127 63V64H126ZM135 63H136V66H135ZM139 63V64H138ZM146 63V64H145ZM149 63V64H148ZM103 64V65H102ZM112 64V65H111ZM163 64V65H162ZM169 64V65H168ZM204 64H205V67H204ZM218 64V65H217ZM142 65V66H141ZM147 65L149 66V67H147ZM155 65H156V67H155ZM106 66H108V67H106ZM134 66V67H133ZM140 66V67H139ZM170 66V67H169ZM251 65H249V67H250ZM101 67V68H100ZM119 67H120V69H119ZM133 69H132V68ZM136 67H138V68H136ZM142 67V68H141ZM168 67V68H167ZM192 67V68H191ZM247 67V66H246ZM106 68V69H105ZM111 68H114L113 69V72L112 71H110V69ZM124 68H125V70H124ZM146 68V69H145ZM164 68H166V69H164ZM182 68V69H181ZM186 68V69H185ZM197 68V72H195V73H193L194 72V70L193 69H196ZM136 69V70H135ZM138 69H140V71L141 72H139V70ZM148 69V70H147ZM181 69V70H180ZM202 69V70H201ZM215 69V70H214ZM117 70V71H116ZM120 70V71H119ZM133 70H134V72L136 73V75L137 76H135V73H133ZM204 70V71H203ZM106 71V72H105ZM116 71V72H115ZM119 71V72H118ZM126 73H125V72ZM145 71V72H144ZM155 71V72H154ZM166 71V72H165ZM182 73H181V72ZM147 72V73H146ZM151 72V73H150ZM171 72V73H170ZM173 72H175V73H173ZM185 72V73H184ZM109 73V74H108ZM113 73H115V74H113ZM119 73V74H118ZM140 73H142V74H140ZM162 73V74H161ZM166 73V74H165ZM202 73V74H201ZM154 74V75H153ZM177 76H176V75ZM108 75H112V76H114V77H120V78H126V79H128V77H130V78H133V79H130L129 78V80H136L138 77H139V79H137L135 82L137 83V82H139L140 84H142L143 86L141 87V90H127L126 88H124V87H122L121 85H119V84H116V83H112V82H110L109 81V77H108ZM117 75H119V76H117ZM122 75V76H121ZM124 75V76H123ZM125 75H127V76H125ZM138 75H140V76H138ZM143 75L145 76V77H143ZM158 75V76H157ZM178 75H179V77H178ZM180 75H181V77H180ZM91 76V77H90ZM93 76V77H92ZM154 76V77H153ZM162 76H163V79H162ZM174 76V77H173ZM222 76V77H221ZM100 77V78H99ZM101 77H102V79H101ZM153 77V78H152ZM177 77V78H176ZM88 78V79H87ZM149 78V79H148ZM167 78V79H166ZM170 78V79H169ZM181 78V79H180ZM220 78H221V81H220ZM108 79V80H107ZM142 79H144V80H142ZM146 79V80H145ZM148 79V80H147ZM160 79V80H159ZM176 79V80H175ZM185 81H184V80ZM92 80V81H91ZM103 80H105V81H103ZM150 80V81H149ZM153 80V81H152ZM162 80H163V83H162ZM167 80H169L170 82H171V84H170V82L169 81H167ZM182 82H181V81ZM89 81V82H88ZM97 81V82H96ZM146 81H147V83H146ZM156 81V82H155ZM93 82V83H92ZM107 82V83H106ZM108 82L109 83H111V85L110 84H108ZM166 82V83H165ZM172 82H174V83H172ZM184 82V83H183ZM191 82V83H190ZM220 82V83H219ZM103 83H104V85H103ZM150 83V84H149ZM181 83H183L182 85H181ZM163 84V85H162ZM171 86H170V85ZM172 84H173V86H172ZM186 84V85H185ZM114 85V86H113ZM157 85V86H156ZM177 85V86H176ZM183 85H185V86H183ZM209 85V86H208ZM217 85H218V88H217ZM121 86V87H120ZM165 86V87H164ZM175 86V87H174ZM180 86H183V88L182 87H180ZM194 86V87H193ZM103 87V88H102ZM107 87H108V89H107ZM111 87H112V90H111ZM114 87V88H113ZM119 87V88H118ZM134 87V86H133ZM136 87V86H135ZM156 87V88H155ZM161 87V88H160ZM170 87H171V89H172V87H173V89L172 90H170ZM180 87V89H178V88ZM208 87H210V88H208ZM212 87V88H211ZM116 88V89H115ZM122 88L124 89V90H122ZM130 88V87H129ZM169 88V89H168ZM182 88V89H181ZM187 88V89H186ZM217 88V90H215ZM148 89V90H147ZM154 89H156V90H154ZM162 89V90H161ZM219 89V90H218ZM176 90V91H175ZM178 90V91H177ZM181 90H183V91H181ZM186 90V91H185ZM215 90V91H214ZM124 91H125V93H124ZM130 91V92H129ZM175 91V92H174ZM180 91V92H179ZM188 91V92H187ZM206 91V92H205ZM212 93H211V92ZM76 92V93H75ZM121 94H120V93ZM138 92V93H137ZM161 92V93H160ZM169 92V93H168ZM194 93L195 94V97H196V99H197V101L199 102H197V108H195V104H193V106H194V110H193V112L192 111H186V110H184L185 109V106H184V109H183V111H185L184 112V114H183V112L182 111H177L178 113H179V117H177L178 115H177V112L175 113L173 110H175L174 109V106H173V103L175 102V99L176 100H178V98H179V95L178 94H183V95H185V94H191V93ZM205 92V93H204ZM74 93V94H73ZM78 93V94H77ZM119 93V94H118ZM123 93V94H122ZM128 93V94H127ZM133 93H135V94H133ZM160 93V94H159ZM199 93V94H198ZM211 94V96H210V94ZM217 93V94H216ZM125 94V95H124ZM138 94V95H137ZM171 94V95H170ZM177 94V95H176ZM215 94V95H214ZM74 95H76V96H74ZM112 95V96H111ZM121 95H123V96H121ZM132 95H136V96H132ZM143 95H145V96H143ZM148 95V96H147ZM159 95H160V97H161V99L164 97V99H162V100H158L157 99V97L158 98H160L159 97ZM172 95H174V96H172ZM197 95V96H196ZM213 95V96H212ZM217 95V96H216ZM227 95H229L228 93H227ZM131 96V97H130ZM153 96V97H152ZM157 96V97H156ZM202 96V97H201ZM208 96H209V98H208ZM76 97V98H75ZM114 97V98H113ZM116 97V98H115ZM126 97H128V100H127V98ZM130 97V98H129ZM198 97V98H197ZM203 97H205V98H203ZM77 98H78V100H77ZM133 98V99H132ZM138 98V99H137ZM149 98H151L150 100H149ZM153 98H154V102H153ZM211 98H213V100L211 99ZM131 99V100H130ZM135 99V100H134ZM147 99V100H146ZM75 100V101H74ZM77 100V101H76ZM113 100V101H112ZM120 100V101H119ZM133 100L134 101H138V102H133ZM143 100V101H142ZM171 100V101H170ZM228 100H229V98H228ZM129 101V102H128ZM209 101V102H208ZM74 102V103H73ZM113 102V103H112ZM146 102V103H145ZM153 102V103H152ZM150 103V104H149ZM166 103V104H165ZM169 103V104H168ZM72 104H74V106L72 105ZM116 104V105H115ZM118 104V105H117ZM153 104V105H152ZM154 104L156 105H161V106H159L158 105V107H160V109H158V110H156L158 107L157 106H154ZM163 104H164V106H163ZM168 104V105H167ZM78 105V106H77ZM134 105V106H133ZM137 105V106H136ZM146 105V106H145ZM152 105V106H151ZM131 106V107H130ZM139 106V107H138ZM219 106V107H218ZM237 106V105H236ZM74 107V108H73ZM139 109H138V108ZM152 107H153V109H152ZM155 107V108H154ZM169 108V111L167 110L168 108ZM173 107V108H172ZM201 107V108H200ZM106 108V109H105ZM117 108V109H116ZM121 108V109H120ZM126 108V109H125ZM136 108V109H135ZM141 108V109H140ZM151 108V109H150ZM164 108V109H163ZM100 109V111H98ZM113 109V110H112ZM149 109V110H148ZM163 109V110H162ZM222 109V110H221ZM236 109V110H235ZM122 110V111H121ZM130 110V111H129ZM132 110H134V111H132ZM138 110V111H137ZM144 110V111H143ZM156 110V111H155ZM163 111V112H161V113H158V112H160V111ZM164 110H166V111H164ZM200 110H201V113H200ZM215 110V111H214ZM75 111V112H74ZM104 111H105V114H104ZM207 111H209L208 113H207ZM99 112V113H98ZM103 112V113H102ZM112 112V113H111ZM124 112V113H123ZM131 112V113H130ZM141 112V113H140ZM167 112V114L166 115H164V113H166ZM168 112H170V113H168ZM171 112H173V115L174 114H176V116L174 115H172L171 114ZM181 112H182V115H180L181 114ZM192 112V113H191ZM196 114H195V113ZM220 112V113H219ZM72 113H73V115H72ZM101 113V114H100ZM120 113V114H119ZM191 113V114H190ZM110 116H109V115ZM142 114V115H141ZM150 114V115H149ZM151 114H154V115H151ZM159 116H158V115ZM161 114H163L164 115V117L161 115ZM187 115V117H186V115ZM195 114V115H194ZM237 114V113H236ZM248 114V115H247ZM104 117H103V116ZM117 115V116H116ZM133 115V117H131ZM137 115V116H136ZM161 115V116H160ZM192 115V116H191ZM222 115V116H221ZM225 115V116H224ZM99 118H98V117ZM106 116V117H105ZM111 116H112V118H111ZM125 116V117H124ZM126 116H128V117H126ZM146 116H147V118H146ZM151 116V117H150ZM166 116H168V117H166ZM171 116V117H170ZM193 116H195V117H193ZM231 116V117H230ZM81 117V118H80ZM104 119H103V118ZM135 117H136V119H135ZM138 117V118H137ZM143 117V118H142ZM153 117H155L154 119H153ZM170 117V118H169ZM193 119V120H191V118ZM233 117V118H232ZM74 118V119H73ZM103 120H102V119ZM111 118V119H110ZM127 118H129V119H127ZM131 118V119H130ZM134 118V119H133ZM151 118H152V120H151ZM159 118L161 119V121H164V122H166V120H167V122L166 123H163V122H158L159 121ZM164 118H166V119H164ZM169 118V119H168ZM174 118H176V119H178L177 121H179L178 123H177V126L178 127H176V123H174L175 122V119ZM79 119V120H78ZM109 119V120H108ZM147 121H146V120ZM164 119V120H163ZM173 119V120H172ZM226 119V120H225ZM227 119H228V121H227ZM56 120V121H55ZM75 120V121H74ZM78 120V121H77ZM100 120V121H99ZM112 120V121H111ZM126 120V121H125ZM140 120V121H139ZM158 120V121H157ZM170 122H169V121ZM220 120H222V122H220ZM250 120H252V121H250ZM58 121V122H57ZM64 121V122H63ZM102 121H104L103 123H102ZM106 121V122H105ZM111 121V122H110ZM118 121H119V123H118ZM133 121V122H132ZM138 121V122H137ZM141 121H143L142 123H141ZM150 121V122H149ZM152 121V122H151ZM173 121V122H172ZM176 121V122H177ZM226 121V122H225ZM231 121V122H230ZM249 121V122H248ZM100 124H99V123ZM131 122V123H130ZM137 122V123H136ZM169 122V125L167 124ZM193 122L195 123V124H193ZM252 122V123H251ZM102 123V124H101ZM115 123V124H114ZM133 123V124H132ZM137 125H136V124ZM182 123V124H181ZM192 123V124H191ZM224 124V125H221V124ZM227 125H226V124ZM231 123V124H230ZM253 123H255L254 124V126H256L257 127V129H256V127L254 128V126L252 127V125H253ZM257 123V124H256ZM59 124H61V125H59ZM99 124V125H98ZM114 124V125H113ZM118 124V125H117ZM139 124V125H138ZM141 124V125H140ZM168 126H167V125ZM170 124H171V126L172 127H169L170 126ZM175 124V125H174ZM219 124V125H218ZM232 124H234V125H236L235 127L236 128H238V129H236V128H231V126H232ZM241 124V125H240ZM251 124V125H250ZM150 125V126H149ZM153 125H155V126H153L154 128H152V126ZM161 125V126H160ZM184 127H183V126ZM189 125H191V126H189ZM73 126V127H72ZM101 126V127H100ZM127 126H128V128H127ZM144 128H143V127ZM145 126H147V127H145ZM159 126V127H158ZM219 126V127H218ZM238 126V127H237ZM249 126V127H248ZM258 126H259V128H258ZM67 127L65 128V129H67ZM121 127V128H120ZM135 127V128H134ZM138 127V128H137ZM161 127V128H160ZM165 127V128H164ZM169 127V128H168ZM178 128V129H174V128ZM223 127V128H222ZM227 127V128H226ZM229 127V128H228ZM241 127V128H240ZM96 128V129H95ZM130 128V129H129ZM138 129L139 130V132L137 131V132H132V130L133 131H135V129ZM147 130H146V129ZM157 128V129H156ZM167 128V129H166ZM231 128V129H230ZM253 129V131H251L250 129ZM72 129V130H71ZM132 129V130H131ZM161 129V130H160ZM171 129V130H170ZM187 129V130H186ZM218 129V130H217ZM222 129V130H221ZM235 129H236V131H235ZM242 129V130H241ZM90 130V131H89ZM151 130V131H150ZM155 131V133H154V131ZM158 130V131H157ZM172 130H176L175 132L173 131L172 132ZM224 130V131H223ZM235 131V133H237V134H235V135H233L234 134V131ZM256 130L258 131L257 133H256ZM141 131H143V132H141ZM166 131V132H165ZM167 131H169V132H167ZM217 131V132H216ZM221 131H222V133H221ZM231 131L233 132L232 134H231ZM93 132V133H92ZM146 132V133H145ZM149 133V136H146V135H148V133ZM153 132V133H152ZM156 132L158 133V134H156ZM163 132V133H162ZM178 132V133H177ZM228 134H227V133ZM244 132V133H243ZM144 133H145V135H144ZM152 135H151V134ZM160 133V134H159ZM166 133V134H165ZM240 133V134H239ZM243 133V134H242ZM253 134V136H252V134ZM94 134V135H93ZM99 135V138L97 137L98 135ZM134 134V135H133ZM139 134V135H138ZM216 134V135H215ZM220 134L222 135V136H224L223 138H218V137H220ZM223 134H225V135H223ZM231 134V135H230ZM254 134H256V135H260L259 137H254ZM122 135H124V134H121V136H116V138L117 137H119V139H127V136H122ZM145 136V138H144V136ZM154 135H157V136H154ZM166 135V136H165ZM171 135H173L172 137H170ZM219 135V136H218ZM226 135H228V136H226ZM230 135V136H229ZM245 135V136H244ZM38 136V135H37ZM106 137H107V139H110L111 137V140L112 139H114L115 138V136L114 135H105ZM111 136V137H110ZM135 136V137H134ZM164 136V137H163ZM218 136V137H217ZM221 136V137H222ZM225 136H226V138H225ZM237 136H239L238 138H237ZM241 136V137H240ZM109 137V138H108ZM114 137V138H113ZM137 137V138H136ZM150 137V138H149ZM162 137V139L160 140V138ZM175 137V138H174ZM209 137V138H208ZM228 137H230V138H232V139H227ZM242 137L243 138H245V137H247V138H245L244 140L242 139ZM37 138V139H36ZM36 138H34V140H32L30 143V145L28 146L29 147V151H28V153H30L29 154V157H26L27 159L25 160V158H19L20 159V161H18L16 158H15V160L16 161H18L17 163H13L14 165H16V164H24L23 166H19V168L17 169V170H19V172L20 171H23V169H24V167H25V171H24V174L25 173H29L30 172V170H31V174H30V176H32V177H34V178H36L37 177V175H38V177L37 178H39L40 176L39 175H41L40 173L42 172H38V170H42V169H40V167L41 166H43L44 164L42 163V158H41V148L40 147H42L44 144V141L42 140V138L40 137L39 138V136L38 137H36ZM90 138V139H89ZM98 138V139H97ZM115 138V139H116ZM141 140H140V139ZM144 138V139H143ZM154 138V140H152V139ZM169 140H167V139ZM174 139L173 141H172V139ZM177 138V139H176ZM202 138V139H201ZM212 138H214V139H212ZM216 138V139H215ZM218 138V139H217ZM226 139V140H223V139ZM243 140V141H241V139ZM36 139V140H35ZM59 139V138H58ZM94 139V140H93ZM118 139V138H117ZM123 139V140H124ZM137 139V140H136ZM156 139H158V141H156L155 142V140ZM166 139V140H165ZM208 139V140H207ZM255 139V140H254ZM38 140H39V142H38ZM96 140V141H95ZM132 140V141H133ZM215 140V141H214ZM216 140H218V141H216ZM222 140V141H221ZM229 140V141H228ZM257 140H259V141H257ZM161 141V142H160ZM162 141H166L167 142V144H165L166 142H162ZM178 141H180V142H178ZM225 141V143H223ZM236 141H238V143H240V144H238V143H236ZM41 142V143H40ZM43 142V143H42ZM93 142V143H92ZM157 143V144H155V143ZM176 142H178V143H176ZM212 142H217V143H212ZM227 142V143H226ZM232 142V143H231ZM40 143V144H39ZM90 143V144H89ZM152 143H153V145H152ZM162 143V144H161ZM164 143V144H163ZM220 143V144H219ZM221 143H222V145H221ZM234 143V144H233ZM248 143V144H247ZM33 144V145H32ZM159 144V145H158ZM176 144V145H175ZM178 144V145H177ZM202 144V145H201ZM226 144V145H225ZM227 144H230L229 146L227 145ZM233 144V145H232ZM243 144V143H242ZM39 147H38V146ZM175 145V146H174ZM210 145V146H209ZM215 145V146H214ZM217 145V146H216ZM33 146V147H32ZM37 146V147H36ZM154 147V146H156V147H154V148H152V147ZM164 146V147H163ZM167 148H166V147ZM180 146V147H179ZM223 147V149H221V147ZM226 146H227V148H226ZM244 146V145H243ZM245 146V147H246ZM254 146H252V147H254ZM31 147V148H30ZM36 147V148H35ZM176 147H178V148H176ZM215 147V148H214ZM251 147V146H250ZM152 148V149H151ZM157 148V149H156ZM162 148V149H161ZM164 148H166L165 150H163ZM171 148V149H170ZM174 148V149H173ZM198 148H200V150H199V152H198ZM201 148H203V149H201ZM220 148V149H219ZM230 148V149H229ZM247 148V147H246ZM38 149V150H37ZM227 149V150H226ZM248 149H249V147H248ZM251 149H253V148H251ZM30 150H32L31 152H30ZM162 150V151H161ZM175 150V151H174ZM178 150V151H177ZM223 152H222V151ZM229 150V151H228ZM56 151V150H55ZM141 151H143V150H141ZM145 151V150H144ZM151 151H153V152H151ZM157 153H156V152ZM158 151H160V152H158ZM164 151H165V153H164ZM180 151V152H179ZM217 151V152H216ZM221 151L222 153H220L219 154V152ZM229 152V153H227V152ZM92 152V153H91ZM139 152V151H138ZM146 152V151H145ZM161 152H163V153H161ZM172 152V153H171ZM211 152V153H210ZM28 153H26L27 155L26 156H28ZM36 153H37V155H36ZM40 153V154H39ZM89 153V155H86L84 158H82V160H77V159H74V160H72V159H70L69 161L71 162V165H72V162H74L73 164L74 165H72L71 167H70V163H69V161L68 160H66V159H61L59 156V159H61V160H59V161H57L58 160V158H52V157H49V159L46 161V165L49 167V168H47V170L49 171V173L51 174V175H53V174H55L56 173V169H57V175H58V173H60L59 175H61V173H64L65 175H66V172H68L67 173V175L68 174H70V175H74V174H77V175H75V176H82V175H85V176H82V178H86V176H88V174L87 173H90V171H92V167H91V162H93V161H91V160H95L96 159V157H98L97 155V153L94 151H92V150H89L88 152H87V154ZM159 153V154H158ZM171 153V154H170ZM175 153V154H174ZM182 154V156L180 155V154ZM194 153H196V154H194ZM200 153V154H199ZM210 153V154H209ZM93 154V155H92ZM96 154V155H95ZM161 154V155H160ZM166 154H168V155H166ZM191 154V155H190ZM197 154H199V157H198V155ZM209 154V155H208ZM225 157H222V155ZM163 155V156H162ZM170 155V156H169ZM177 155V156H176ZM206 155V156H205ZM212 155H213V158H212ZM36 156V157H35ZM53 156H55V155H53ZM161 156V157H160ZM165 156H168V157H165ZM189 156V157H188ZM195 156V158H192V157H194ZM200 156H202V157H200ZM209 156V157H208ZM219 156V157H218ZM33 159H32V158ZM41 159H40V158ZM86 157L88 158V160L86 159ZM91 157V158H90ZM158 157H155V158H158ZM163 157H165V158H163ZM173 157V158H172ZM183 157H185V158H183ZM215 157H216V159H215ZM218 157V158H217ZM18 158V157H17ZM35 158V159H34ZM52 158V159H51ZM93 158V159H92ZM178 159L177 161H180V163H179V165H180V169H181V166H182V169H184V170H182L181 169V171H180V177H179V179H177V181L178 182H176V178L179 176V173L177 174V172L175 173V168H174V164L172 165V161H175L176 162V160L175 159ZM191 158V159H190ZM202 158V159H201ZM205 158V159H204ZM211 158L213 159V160H211ZM220 158V159H219ZM221 158H223L222 160H221ZM24 159V160H23ZM29 159V160H28ZM55 159V160H54ZM84 159H86V160H84ZM159 159V160H160ZM181 159V160H180ZM194 159V160H193ZM225 159V160H224ZM227 159H229V160H227ZM14 160V161H15ZM22 160H23V162H22ZM36 160V161H35ZM38 160V161H37ZM50 160H52V163H51V161ZM64 162H63V161ZM75 160H77V161H75ZM166 160V161H167ZM183 160V161H182ZM208 160H209V162H208ZM222 161V163H217L218 161ZM227 160V161H226ZM1 161H2V163L0 162V164H3L2 166H4V164H5V162H7V161H9V159L6 161L5 159H3V158H1ZM15 161V162H16ZM28 161V162H27ZM50 161V162H49ZM57 161V162H56ZM65 161H67V162H65ZM78 161H80V163L78 162ZM187 161V162H186ZM189 161V162H188ZM191 161H192V163H191ZM203 161V162H202ZM214 161V163L216 164H214V163H212ZM225 161V163H223ZM31 162V163H30ZM56 164H55V163ZM59 162V163H58ZM61 162H63L62 163V165H61ZM76 162V163H75ZM161 162H162V160H161ZM170 162H171V164H170ZM184 162V163H183ZM194 162H195V164H194ZM198 162H200V164L198 163ZM227 162V163H226ZM8 163V162H7ZM5 164V165H9V164H11V162L10 163H8V164ZM27 163V164H26ZM39 163V164H38ZM48 163V164H47ZM187 163H189L188 165H187ZM212 163V164H211ZM231 163V164H230ZM30 164H31V166H32V168H31V166H30ZM34 166H33V165ZM51 164V165H50ZM54 164V165H53ZM69 165V167H70V169L68 168V167H64L63 165ZM75 164H77V165H75ZM80 164V165H79ZM89 164V165H88ZM184 166H183V165ZM204 164V165H203ZM210 164V165H209ZM224 164V165H223ZM226 164V165H225ZM228 164H229V166H228ZM232 164H234V165H232ZM58 165V166H57ZM62 166L63 168H61V167H59V166ZM187 165V166H186ZM194 165H195V168H194V170H193V167H194ZM198 165V166H197ZM200 165V166H199ZM203 167H202V166ZM238 165V164H237ZM29 166V167H28ZM37 166V167H36ZM57 166V167H56ZM74 166V167H73ZM77 166H79L78 168H77ZM85 166V167H84ZM206 166V167H205ZM222 166V167H221ZM235 166V167H234ZM20 167H23V169L22 168H20ZM27 167H28V169H29V171H27L28 169H27ZM54 167V168H53ZM74 169H73V168ZM82 167V168H81ZM86 167H88V168H86ZM171 167V169L173 170H169V168ZM184 167V168H183ZM189 167H191V168H189ZM201 167H202V170H201ZM205 167V168H204ZM208 167L210 168V169H208ZM64 168H65V170H64ZM86 168V169H85ZM215 170H214V169ZM217 168V169H216ZM227 168V169H226ZM229 168H231V169H229ZM236 168L238 169V170H240V171H238V170H236ZM22 169V170H21ZM54 169V170H53ZM59 169V170H58ZM62 171H61V170ZM67 169V170H66ZM69 169V170H68ZM76 169V170H75ZM188 169H190V170H188ZM199 169V170H198ZM208 169V170H207ZM212 169V170H211ZM218 169H219V171L221 172V170H223L222 171V173H220V172H218ZM72 170V172H70ZM78 170V171H77ZM81 171V173H78V172H80ZM85 170V171H84ZM90 170V171H89ZM185 170H186V172H185ZM192 170V171H191ZM198 170V171H197ZM210 170V171H209ZM228 170H231V171H228ZM27 171V172H26ZM33 171H35V172H33ZM39 173H37V172ZM44 171V170H43ZM51 171H54L55 173H53V172H51ZM208 171V172H207ZM218 172L219 174H220V176H218L219 174L218 173H215V172ZM232 171H234V172H232ZM236 171V172H235ZM239 173H238V172ZM244 173H243V172ZM75 172H77V173H75ZM172 172V173H171ZM211 172V173H210ZM212 172H214V173H212ZM230 172V173H229ZM245 172H247V173H245ZM34 173V174H33ZM37 175H36V174ZM53 173V174H52ZM83 173V174H82ZM87 175H86V174ZM169 173H171L170 175H169ZM182 173V174H181ZM184 173V174H183ZM197 175H196V174ZM235 173V174H234ZM133 174V175H132ZM178 176H177V175ZM196 176H195V175ZM201 174V175H200ZM228 174V175H227ZM246 174H247V176H246ZM34 175V176H33ZM202 175H204V177L202 176ZM208 175V176H207ZM222 175H223V177H222ZM225 175V176H224ZM231 177H230V176ZM62 176H63V174H62ZM135 176H136V178H135ZM139 176L140 177H142V178H140L139 179ZM153 176V175H152ZM170 176V177H169ZM172 176H174L175 177V179H173V177ZM177 176V177H176ZM187 176V177H186ZM191 176V177H190ZM213 176L216 178H213ZM235 176H237L236 178H235ZM193 177V178H192ZM195 177V178H194ZM239 177V178H238ZM243 177V178H242ZM200 178V179H199ZM202 178H204V179H202ZM219 178V179H218ZM237 178H238V180H237ZM142 179V181L140 182V180ZM149 179V177H148V181L150 180ZM183 179V180H182ZM186 179V180H185ZM211 179V180H210ZM213 179V180H212ZM247 179V180H246ZM170 180H174L175 181V183L172 181V183H174L173 185H171V181ZM185 180V181H184ZM220 180V181H219ZM230 180H232V182L230 181ZM234 180V181H233ZM240 180H243V181H240ZM188 181V182H187ZM195 181V182H194ZM203 181V182H202ZM237 181V182H236ZM133 182H135V184L133 183ZM138 182L140 183V185H138ZM170 182V183H169ZM197 182V183H196ZM235 182V183H234ZM245 182V183H244ZM142 183V184H141ZM155 183V184H154ZM178 184L176 187L174 186L175 184ZM189 183H191V184H189ZM195 183V184H194ZM200 183V184H199ZM217 183H219V184H217ZM237 183V184H236ZM192 184H194V185H192ZM199 184V185H198ZM204 184V185H203ZM206 184V185H205ZM213 184V185H212ZM235 184V185H234ZM136 185V186H135ZM155 185V186H154ZM166 185V187H164ZM168 185V186H167ZM197 185V186H196ZM210 185V186H209ZM130 186H126V187H128L126 190L128 191L129 190V187ZM171 186H173L172 188L173 189H171ZM198 186H200V187H198ZM220 186V187H219ZM170 187V188H169ZM182 187V188H181ZM195 187H196V189H195ZM208 187V188H207ZM212 187V188H211ZM215 187V188H214ZM131 188V187H130ZM131 188V189H132ZM136 188H138V192H139V194H138V192H137V189ZM142 188V189H141ZM150 188H154L153 190L151 189L150 190ZM157 188H159V189H157L158 191L160 190V189H163V191H162V193H161V191H159V196H157L158 194V191L156 190ZM172 190L171 192H170V190ZM191 188V189H190ZM193 188V189H192ZM205 188V189H204ZM217 188V189H216ZM0 189L2 190V192H3V194L6 192V189H2V187H0ZM143 190V192L144 193H146V195H145V199H144V196H141L142 194H143V192L141 191V190ZM166 190V192L167 193H171V195H170V193L166 196V192H164L165 190ZM178 189V188H177ZM181 189V190H180ZM186 191H185V190ZM188 189V190H187ZM211 189V190H210ZM214 189V190H213ZM1 190H0V196L2 195V192H1ZM168 190H169V192H168ZM190 190H192V192L190 191ZM201 190V191H200ZM5 191V192H4ZM130 191V190H129ZM134 191V190H133ZM132 191V192H133ZM134 191V192H135ZM140 191H141V193H140ZM146 191V192H145ZM152 191H153V193H152ZM156 191H157V193H156ZM174 191V192H173ZM180 191H181V193H180ZM190 191V192H189ZM131 192V191H130ZM133 192V193H134ZM155 192V193H154ZM163 192H164V194H163ZM199 192V193H198ZM201 192V193H200ZM210 192H211V194H210ZM212 192L214 193V194H212ZM261 192V189L260 190H258V191H255V192H253V194H255V195H252V197L250 196V198H249V200H250V202H251V204L253 203L254 205H256V203H257V200H258V203H260L261 202V196H260V193ZM166 193V194H165ZM177 193H178V190H177ZM184 193V194H183ZM188 193V194H187ZM259 193V194H258ZM9 194V193H8ZM7 194V195H8ZM128 196H130V193H126ZM154 194V195H153ZM200 194V195H199ZM210 194V195H209ZM126 195V196H127ZM132 195V194H131ZM144 195V194H143ZM163 195V196H162ZM175 195V194H174ZM188 195H189V198H188ZM208 195H209V198H208ZM10 196V195H9ZM128 196L126 197V198H128ZM139 196H141V198L143 197V199H142V201H141V199L139 200ZM164 196H165V198H164ZM168 196H170V197H168ZM183 196V197H182ZM199 196V197H198ZM201 196H203V198L201 197ZM211 196H213V197H211ZM149 197V198H148ZM155 198V204H153L152 202V199L154 200V198ZM159 199H161V201L160 200H158V198ZM161 197V198H160ZM192 197V198H191ZM196 197H198V198H196ZM211 197V198H210ZM258 197H259V199H258ZM130 198V200H132L131 198L132 197H129ZM128 198V199H129ZM174 198H175V200H174ZM191 198V199H190ZM200 198V199H199ZM0 199H1V197H0ZM79 199V202L81 201L82 202V200L84 201L86 198L84 197V199L82 198H78ZM78 199H75V200H77L78 201ZM138 199V200H137ZM185 199V200H184ZM189 199V200H188ZM194 199H197L196 201L194 200ZM149 200H151V201H149ZM157 200L159 201V202H157ZM186 200H188V201H186ZM191 200V201H190ZM248 200V201H249ZM256 201V203H255V201ZM260 200V201H259ZM2 201V200H1ZM141 201V202H140ZM190 201V203H188ZM200 201V202H199ZM85 202H86V200H85ZM139 202V203H138ZM162 202H161V204H162ZM165 202L163 203V205H161V207H163L164 206V204H165ZM184 202V203H183ZM196 202V203H195ZM249 202V203H250ZM2 204H3V201L1 202ZM0 203V204H1ZM132 203V202H131ZM194 203H195V205H194ZM201 203V204H200ZM203 203H204V205H203ZM257 203V204H258ZM146 204H148L147 206L148 207H145L144 205H146ZM151 204H153L152 206H151ZM171 204V205H170ZM186 204V205H185ZM194 206H193V205ZM157 205V206H158ZM192 205V206H191ZM2 206V205H1ZM142 207V208H141ZM159 207H160V205H159ZM158 207V212L156 211V213L157 214H155V211H153L152 209H150V212L149 213H147L146 215H149V214H152V216H154V217H156V215H158L159 213H161L160 211H159V209L161 208H159ZM167 207H168V209H167ZM181 207H183V208H181ZM187 207H189V208H187ZM144 208V209H143ZM191 208V209H190ZM187 209V210H186ZM197 209V210H196ZM202 209V210H201ZM135 210V211H136ZM140 210H142V212L140 211ZM151 210H152V212H151ZM161 211H162V209H160ZM163 210H164V208H163ZM165 210V211H166ZM172 210V211H171ZM145 211V210H144ZM184 211V212H183ZM200 211H202V212H200ZM2 212H4V213H6V211H4L3 209H2ZM2 212H1V210H0V213L2 214ZM138 212V213H139ZM153 212H154V215H153ZM164 212V211H163ZM186 212H188V214L186 213ZM138 213H134V214H138ZM186 213V214H185ZM195 213V214H194ZM133 214V217L135 216ZM142 214V215H141ZM171 214V217L169 216ZM176 214V215H175ZM161 215V214H160ZM167 215H168V217H167ZM199 215V216H198ZM138 216V215H137ZM137 216H135V217H137ZM163 216V215H162ZM198 216V217H197ZM202 216V217H201ZM133 217H131V221L134 219ZM148 217V216H147ZM158 219H160V216L158 215ZM186 217V218H185ZM194 217H195V219H194ZM133 218V219H132ZM138 218V217H137ZM149 218H151V216L149 215ZM153 218V217H152ZM151 218V219H152ZM135 219H134V221H135ZM155 219H157V217L155 218ZM189 220V221H188ZM193 220V221H192ZM137 221L136 222H133L134 223V227L136 228L137 226L139 227V228H141V226H139V225H137V226H135V224L137 223ZM138 221V222H139ZM186 221V222H185ZM196 221V222H195ZM198 221V222H197ZM189 222V223H188ZM192 222H194V223H192ZM132 223V224H133ZM141 223V222H140ZM184 223V224H183ZM139 224V223H138ZM185 226V227H183V225ZM188 224V225H187ZM190 224V225H189ZM141 225V224H140ZM261 225V224H260ZM133 226H131V224H130V227L132 228ZM169 226H167V229L169 228ZM187 226L189 227V226H191V229H189V228H187ZM133 227V228H134ZM95 228V227H94ZM134 228V229H135ZM183 228L185 229V228H187L186 229V231L184 232L183 231ZM96 229V228H95ZM95 229H92L94 232L96 231ZM130 229V228H129ZM129 229H128V231H129ZM133 229V230H134ZM138 229V228H137ZM189 229V230H188ZM100 230V232H102V229H99ZM132 229H130V232L131 231H133ZM139 230V229H138ZM137 230V231H138ZM141 231L140 232H138L139 234H140V236H141V232H142V228L140 229ZM170 230V229H169ZM119 231H123L122 229H120V230H116V228L114 229V234L116 233H118ZM127 231V230H126ZM135 232H136V230H134ZM144 231V230H143ZM178 233H177V232ZM90 232H91V230H90ZM96 232H98V228H97V231ZM95 232V233H96ZM100 232H98L97 234H95V235H93V232H92V235L94 236V237H96V238H99V236L97 237V235H100V236H102L103 237V233L105 232V230H103V232L100 234ZM112 232V231H111ZM110 232V233H111ZM119 233V234H117V235H119V236H121V235H123V237H125L124 236V234H122V233ZM145 232V231H144ZM168 233V235H171L172 233L170 232V231H167ZM89 233V232H88ZM110 233H108V231H107V236L106 235H104V237H106L105 239H107V238H109L108 236L110 235ZM123 233H125V232H123ZM138 233H133V234H131V233H127L126 232V237L125 238H127V237H129L128 235H133V236H131V237H134L135 235H137ZM146 233H147V231H146ZM146 233H144V234H146ZM189 234H190V231L188 232ZM188 233H186L185 235L187 236V234ZM195 233V234H194ZM111 234H113V233H111ZM113 234V235H114ZM121 234V235H120ZM135 234V235H134ZM188 234V238H189V236H191V237H193L191 234L189 235ZM89 235V234H88ZM112 235V236H113ZM142 235H143V233H142ZM184 235V236H185ZM19 236V235H18ZM90 237H93V236H91V234L89 235ZM111 236V235H110ZM114 236H116V235H114ZM173 236H174V233H173ZM183 236V237H184ZM185 236V238H187ZM104 237H103V240H104ZM131 237H129V238H131ZM136 237V236H135ZM175 237V236H174ZM128 238V239H129ZM100 239H101V241L98 243L99 245L97 246L96 244V247H93L94 245V242H92V244H90V246H92V248H91V250L92 251H97V252H99V250H101V248L99 247L101 244L103 245V243H102V238L100 237ZM129 240H131V239H129ZM249 242H251L250 240H249ZM252 243V242H251ZM101 245V247H102V251H104V249H106V248H104L103 249V246ZM98 247H99V249H98ZM90 248V247H89ZM89 248H88V250H89ZM95 248H97L96 250H94ZM90 251V250H89ZM92 251H90V252H92ZM102 251H100V252H102ZM114 264H116V263H114Z\"/></svg>",
  "mask_w": 264,
  "mask_h": 264
},
{
  "label": "crops",
  "instance_id": "3",
  "mask_svg": "<svg viewBox=\"0 0 264 264\" xmlns=\"http://www.w3.org/2000/svg\"><path fill=\"white\" fill-rule=\"evenodd\" d=\"M93 1H94V3H91ZM153 1H155V0H153ZM84 3H85V5H83V9L86 8V10H85L86 12L85 13L84 12L82 13V15H83L82 18L84 17L83 18L84 20H82V26L83 25L85 27H88L89 26L90 29H92V27L93 28L94 27H97V28L100 29V28H102V26L111 29L112 27H116L117 24H120L121 23V20H119V19H121L122 17L129 18L133 14L132 13V8H133V6H132V0H102V1L101 0H85ZM88 4H89V6H88ZM107 8H108V10H107ZM122 8H124V10ZM103 11H104V13H103ZM84 14H86V15H84ZM89 17H90V19H89ZM118 17H119V19H118L119 21H116V19ZM89 21H90V23L88 24ZM99 29H98V31H96L94 29L88 30V32L89 31H91V32H100V31H102V32H110V29H108V30H99Z\"/></svg>",
  "mask_w": 264,
  "mask_h": 264
},
{
  "label": "built area",
  "instance_id": "4",
  "mask_svg": "<svg viewBox=\"0 0 264 264\" xmlns=\"http://www.w3.org/2000/svg\"><path fill=\"white\" fill-rule=\"evenodd\" d=\"M174 9L179 11V12H185L187 11V7H186V3H184L183 1H177L175 4H174ZM162 45L168 49L171 47V43H162Z\"/></svg>",
  "mask_w": 264,
  "mask_h": 264
}]
</instances>
